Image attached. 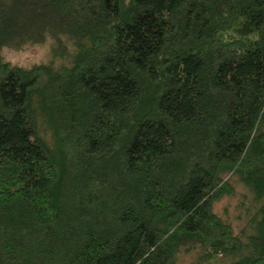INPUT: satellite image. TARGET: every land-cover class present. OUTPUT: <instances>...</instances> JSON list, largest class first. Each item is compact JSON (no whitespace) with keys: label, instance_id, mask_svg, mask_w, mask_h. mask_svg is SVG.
Instances as JSON below:
<instances>
[{"label":"trees","instance_id":"16d2710c","mask_svg":"<svg viewBox=\"0 0 264 264\" xmlns=\"http://www.w3.org/2000/svg\"><path fill=\"white\" fill-rule=\"evenodd\" d=\"M50 30L70 65L2 59ZM232 176L244 240L213 210ZM191 250L264 264V0H0V264Z\"/></svg>","mask_w":264,"mask_h":264},{"label":"rangeland","instance_id":"374dc122","mask_svg":"<svg viewBox=\"0 0 264 264\" xmlns=\"http://www.w3.org/2000/svg\"><path fill=\"white\" fill-rule=\"evenodd\" d=\"M60 43L65 49L64 54L53 55L52 48H58ZM75 53V43L67 33L51 30L46 33L45 39L41 42H28L19 48L4 46L1 49L4 61L23 68H30L40 63H50L54 66L70 65ZM230 181L233 193L215 201L213 210L217 215L228 220L237 234L242 233L244 240V236L250 233L248 217L255 211V203L251 201L252 194L248 188L236 176H232ZM195 258L196 251H183L178 255L176 264H194ZM233 258L229 256L226 261Z\"/></svg>","mask_w":264,"mask_h":264}]
</instances>
